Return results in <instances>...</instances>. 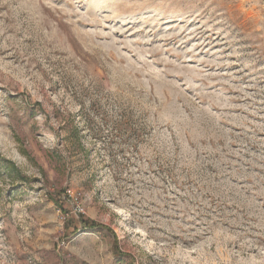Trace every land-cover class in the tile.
Wrapping results in <instances>:
<instances>
[{
  "label": "rangeland",
  "instance_id": "obj_1",
  "mask_svg": "<svg viewBox=\"0 0 264 264\" xmlns=\"http://www.w3.org/2000/svg\"><path fill=\"white\" fill-rule=\"evenodd\" d=\"M0 264H264V0H0Z\"/></svg>",
  "mask_w": 264,
  "mask_h": 264
}]
</instances>
